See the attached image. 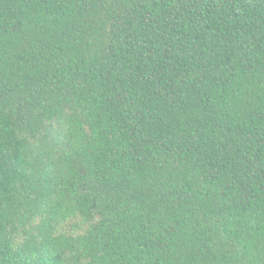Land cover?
I'll return each mask as SVG.
<instances>
[{"label": "trees", "instance_id": "obj_1", "mask_svg": "<svg viewBox=\"0 0 264 264\" xmlns=\"http://www.w3.org/2000/svg\"><path fill=\"white\" fill-rule=\"evenodd\" d=\"M0 264H264V0H0Z\"/></svg>", "mask_w": 264, "mask_h": 264}]
</instances>
